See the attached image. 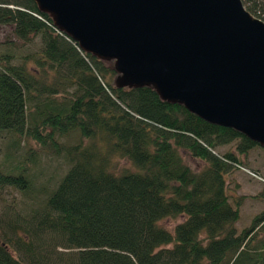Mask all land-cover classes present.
<instances>
[{"label":"trees","instance_id":"16d2710c","mask_svg":"<svg viewBox=\"0 0 264 264\" xmlns=\"http://www.w3.org/2000/svg\"><path fill=\"white\" fill-rule=\"evenodd\" d=\"M0 26L43 45L19 65L0 56V140L31 141L70 164L25 236L0 243V264H264V212L238 233L245 197L230 196L226 180L238 155L264 146L162 100L154 86L123 87L113 61L81 50L36 0H0ZM233 142L235 153H216ZM181 151L206 167L192 170ZM27 160L0 166V189L27 188ZM120 160L133 171L119 172ZM180 218L173 232L161 225Z\"/></svg>","mask_w":264,"mask_h":264},{"label":"water","instance_id":"95a60500","mask_svg":"<svg viewBox=\"0 0 264 264\" xmlns=\"http://www.w3.org/2000/svg\"><path fill=\"white\" fill-rule=\"evenodd\" d=\"M123 87L151 85L264 146V23L241 0H36Z\"/></svg>","mask_w":264,"mask_h":264},{"label":"rangeland","instance_id":"374dc122","mask_svg":"<svg viewBox=\"0 0 264 264\" xmlns=\"http://www.w3.org/2000/svg\"><path fill=\"white\" fill-rule=\"evenodd\" d=\"M245 10H251L257 4L258 12L264 9V0H241ZM255 10V9H254ZM249 13V12H248ZM252 18L258 19L254 13H249ZM261 17H263L261 15ZM259 20V19H258ZM13 27L0 26V56L9 55L14 58L13 65H19L23 58L38 54L42 51L43 45L40 37H35L31 43H24L13 35ZM113 61V60H112ZM112 65L116 68V63ZM121 75L116 78L117 83H121ZM10 135L4 134L0 140V166L5 170H11L23 165L25 160L27 177L30 184L24 190L12 188L0 189V243L5 239L16 240L17 234L25 236V228L29 225L31 217L43 210L48 195L54 191L66 173L70 169V164L64 157H56L45 154L39 147L31 141H23ZM77 142V138H72L69 143ZM233 142L227 146L216 150L219 155L229 152L235 153ZM185 163L194 171H201L206 164L200 160L191 158L186 151H181ZM241 168H234L226 177L228 192L233 198L245 197L240 210V220L236 225L237 232L250 227L253 219L264 212V147H257L249 151L246 155H238ZM118 171L130 170L133 167L126 161H118ZM5 170V171H7ZM183 219H167L161 222L163 228L173 232L174 228L182 223ZM29 242V238L24 239ZM49 253L53 258H65L67 251L61 248H49ZM11 254L13 252L11 251ZM20 259L27 261L23 254Z\"/></svg>","mask_w":264,"mask_h":264}]
</instances>
